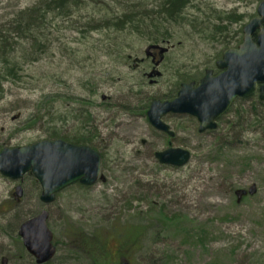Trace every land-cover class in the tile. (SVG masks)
I'll return each mask as SVG.
<instances>
[{"label": "rangeland", "instance_id": "1", "mask_svg": "<svg viewBox=\"0 0 264 264\" xmlns=\"http://www.w3.org/2000/svg\"><path fill=\"white\" fill-rule=\"evenodd\" d=\"M39 1L0 0V24ZM158 1L85 0L86 8L71 20H49L46 52L24 67L21 81L3 84L0 152L47 140L51 113L77 108L83 114H72L74 121L63 132L73 134L88 111L94 149L105 159L102 180L91 187L74 184L51 205L40 201V184L30 174L13 181L0 173V264H36L18 229L43 210L49 211L57 247L49 264H110L116 255L117 264H264V126L250 125L246 115L240 126L235 112L252 102L235 104L217 130L204 134L197 120L167 116L174 140L157 131L146 115L150 103L162 100L176 83L178 72L202 77L225 50L236 48L261 0L190 4L183 21L168 28L169 40L159 45L166 52L157 55L159 76L145 75L152 70L150 59L134 68V60L145 59L152 45L149 37L113 30L82 34L101 15L140 5L157 10ZM232 14L243 21L227 25L228 31L216 29L226 26ZM54 96L55 102L42 103ZM38 106L46 114L27 125ZM259 110L264 118V109ZM170 146L191 152L185 167L164 166L156 159V152ZM18 185L21 197L15 194ZM161 211L179 220L170 222ZM138 214L148 228L144 234L134 224L142 220Z\"/></svg>", "mask_w": 264, "mask_h": 264}, {"label": "water", "instance_id": "2", "mask_svg": "<svg viewBox=\"0 0 264 264\" xmlns=\"http://www.w3.org/2000/svg\"><path fill=\"white\" fill-rule=\"evenodd\" d=\"M243 34L242 44L237 49L225 51L217 63L223 73L213 76L208 70L199 86L183 84L174 100L151 104L147 118L156 130L174 136L163 121L171 114L196 118L200 133L213 131L218 127L216 121L229 111L237 98L251 97L260 86V99L264 100V0L258 5L257 16L244 27ZM155 156L160 164L174 168L185 167L191 160V153L182 148L170 147ZM101 172L102 156L98 151L63 140L5 148L0 153L1 175L20 181L31 174L41 186L40 201L44 205L53 204L58 193L76 183L86 187L95 185L103 179ZM15 194L22 196L21 185L15 188ZM49 216V212L43 210L22 223L18 230L26 251L35 258L36 264L49 263L57 253L54 235L48 227Z\"/></svg>", "mask_w": 264, "mask_h": 264}, {"label": "trees", "instance_id": "3", "mask_svg": "<svg viewBox=\"0 0 264 264\" xmlns=\"http://www.w3.org/2000/svg\"><path fill=\"white\" fill-rule=\"evenodd\" d=\"M195 1L196 0H159L156 5L157 10H148L140 5L132 6L130 10L116 13V15H101L99 19L95 18L94 21L91 20L87 25L88 29L82 32V34L106 30H113L117 33L125 32L129 34H139L144 38L149 37L148 40L152 45L159 46L169 40L170 30L168 28L183 21L185 10ZM86 5L85 0H41L35 6L14 14L11 20L7 23L0 24V90L6 82L15 83L21 81L25 71L24 67L26 65H34L37 63L40 60L41 55L46 52L47 44L49 42L46 32L50 29L49 26L52 24L51 21L48 25L49 20H71L69 17L74 15V13L85 9ZM70 12L71 15L68 17ZM226 20L228 24L223 20L226 26H223L224 24H219L216 26V29H227L228 31L229 26L227 25L239 23L243 21V18L242 15L232 14L227 16ZM240 33H242V30ZM242 37L243 35L240 37L239 42H242ZM34 53H37L38 56H33ZM127 59L132 60V56H128ZM141 61L147 62L146 53L145 59L134 60V68H136V65L141 64ZM151 65V69L153 67L151 70L152 72L154 68H156V61ZM155 71L158 70L156 69ZM194 74L195 72H193L192 75ZM159 75H161L160 72H158V76ZM176 77V83L162 97V101L175 98L182 83L198 80V75H194L193 77L189 74V71L182 72L181 74L178 72ZM0 97H2L1 92ZM255 98H250L246 101L239 100L236 102L240 106H243L242 104L244 102H252L248 109L240 110L239 108L235 110L240 119L238 122L240 123V126L244 115L248 116L246 122L249 121L250 125L253 123L254 125L252 126L257 127L258 129L261 128V126H264V118L262 115H259V109H264V102H261L258 96ZM57 99L58 96H54L47 100L44 99L42 103L49 104L55 102ZM81 102L83 103V101ZM233 108L234 106L230 109V112H233ZM43 110L44 108L38 106L37 115L34 117L30 116L31 121H28L27 125L31 124L32 121L37 123L41 118L43 119V116L46 114L44 112L42 115ZM79 110L80 109L76 108L69 113L59 111L52 112L51 120L48 121V126L46 128L48 135L47 140H63L71 144L88 145L95 148L94 146L96 145L93 144L95 143L96 134L90 127L93 125H90L92 120L91 114L88 111H85L88 116L86 121L80 124V127L78 125L73 134L63 132L66 123L68 124L69 121H74L71 118L72 114L77 115ZM80 111L81 114H83L82 110ZM77 117L78 116H73L75 119H77ZM101 154L103 159H105L104 153ZM160 214L163 217H166L170 222L178 219L177 217L169 218L162 211ZM138 215V218L142 216V220H138L137 222H134V224L138 225L141 234H144L145 231H148V228L147 226H143V214ZM114 257L115 256H113V258Z\"/></svg>", "mask_w": 264, "mask_h": 264}, {"label": "flooded vegetation", "instance_id": "4", "mask_svg": "<svg viewBox=\"0 0 264 264\" xmlns=\"http://www.w3.org/2000/svg\"><path fill=\"white\" fill-rule=\"evenodd\" d=\"M157 52H158V50H152L151 53H150V58H151L150 60H151L152 64L155 63V61L157 60V55H158ZM154 56H155V57H154ZM218 61H219V60L216 61V63L214 64V66H213L212 68H207V69L205 70V72H204V74H203L202 77H198V80H197V81H191V83H194L196 87L199 86L201 80L205 77L206 72H207L208 70H211V71L213 72V76H218V75H220L221 73H223L224 70H220V69L217 67V63H218ZM143 63H145V61H141V64H143ZM141 64L136 65V68H137L138 66H140ZM150 64H151V63H150ZM152 69H153V67H152ZM156 73H157V72H156ZM253 96L256 97V96H257V93H256L255 95H253ZM254 97H252V98H254ZM238 101H239V99L236 100V102H238ZM241 101H242V100H241ZM218 124H219V123H218ZM166 135H167V134H166ZM167 136H168V135H167ZM116 260H118L117 262H119V257H118V255H116V257H114V258L112 259V263H110V264H117V263H116ZM123 264H124V263H123Z\"/></svg>", "mask_w": 264, "mask_h": 264}, {"label": "bare ground", "instance_id": "5", "mask_svg": "<svg viewBox=\"0 0 264 264\" xmlns=\"http://www.w3.org/2000/svg\"><path fill=\"white\" fill-rule=\"evenodd\" d=\"M71 15V12L69 13V15H68V17ZM71 17H73V15H71ZM71 17H69V18H71ZM63 21V20H62Z\"/></svg>", "mask_w": 264, "mask_h": 264}]
</instances>
